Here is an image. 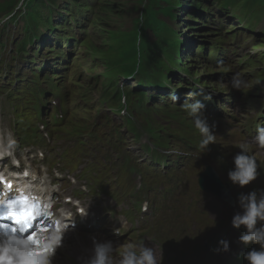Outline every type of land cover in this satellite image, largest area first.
I'll list each match as a JSON object with an SVG mask.
<instances>
[{"label": "rangeland", "instance_id": "1", "mask_svg": "<svg viewBox=\"0 0 264 264\" xmlns=\"http://www.w3.org/2000/svg\"><path fill=\"white\" fill-rule=\"evenodd\" d=\"M6 0H0L5 2ZM141 3L144 0H139ZM153 1V0H151ZM224 5L230 6L236 12L231 11V15H227L224 11L218 14L216 20L210 21L206 18V22L194 23L192 30L187 31L185 36L186 44L190 47L199 46L202 43H209L215 38V35L211 33L216 32L217 27H223V29L230 28L231 33H236V39L232 44L237 47L234 51H229L226 54L228 64L220 65L217 63V73H228L227 75H220L218 77H211L214 81L219 84L217 88L213 85L209 87L202 86L206 89V93L212 96L209 100L208 110L213 119L221 120L222 132L219 135L220 145L222 152L218 149L216 144L209 146L207 156L215 161H222L230 165L232 168V156L235 154L232 152V145L247 143L250 149H254L252 141L253 127L255 125V118L257 112L262 110L264 112V59L261 60L259 67L256 71L247 68L244 65L238 64L246 54L256 56L257 58H263L264 54V43L254 47L252 43L254 41L264 40V0H220ZM95 7V13L103 15L107 3H113V11L109 15L112 18L110 24L95 25L92 30L91 38L100 47L103 46V37L105 32L104 28L112 27L115 23H119L120 29L128 30L134 26L133 19L138 16L136 10L131 9L133 5L139 7L138 0H104L103 4ZM263 11V12H262ZM8 11H0V25H2V19L5 17ZM262 12V13H261ZM210 12H207L208 16ZM240 16H246L249 20L244 17L239 19ZM260 14V15H259ZM8 17V16H7ZM23 20L18 19L17 22H13L7 25L4 29V38L0 41V84H3L10 88L27 87L31 86L32 79H35L38 75H34L31 70V64L24 60L15 59V48L17 42L22 38L21 25ZM218 24V25H216ZM73 28L71 34L80 39H84L87 35L80 32V29L86 27L85 24L79 27L78 24L73 22ZM204 26V27H203ZM88 27V26H87ZM101 31V32H99ZM149 40L154 43L155 35L152 30H147ZM139 37H140V26L139 24L129 32L123 33L117 38V41L122 42L121 49L117 54L112 56V62L104 63L98 56L93 57L91 54L85 56L84 61L75 62L70 68L68 73L70 74V81L67 83V88H77L79 84L81 87L78 90L72 91L67 96L62 93V83L57 81H48L47 85L56 90L57 100L59 101L58 109L65 113L68 107L71 108L72 115L75 117L71 125L65 126L63 124V118L53 116L51 118V131L57 137H59V147L53 155L59 152L61 158L65 149L68 150L78 148L81 152L84 147L88 148L82 157L79 158L78 170L70 175L61 172V163H57L50 169L51 163L49 162V155H51V148L49 144V138L42 135V132H37L34 139L29 143L24 144H35L44 150V155L39 160L32 158L29 154L31 152L39 151L38 147L31 148L32 150L26 149L23 151V158L26 164H29V160L33 163L34 167L43 172H48L53 178V190L52 195L55 201L59 203L64 200L67 195H70L73 190L82 184L85 180L81 176L85 168L95 164V170L92 168L88 171V175L95 176V195L99 192L101 185H110L114 179V174L119 173V181L111 185V191L113 199L115 201L127 200L130 203L145 200H164L168 194V190L164 186H157L146 184L143 187L138 184V180L134 172L141 171L144 168L145 173L153 176H162L160 165L165 166L162 154L160 152L161 147L154 144V138L158 137L159 134L153 133L150 129H145L146 135L149 136L150 140L148 144L143 146V158L147 160L140 163V159L134 155L128 153V144L125 139L119 134L113 136L111 130L113 128H119L121 132L127 128L133 129L135 140L139 141L141 134L137 131L136 125L128 117L124 116L123 108L127 109V114L131 115L135 108H147L144 104L145 99L151 95H144L147 90L152 88H158L157 85L160 80L165 79L168 82L167 86L173 87L174 81L171 77H166L160 72H146L142 68H139ZM55 43V39L47 38L44 39L43 48L47 45L52 46ZM57 49L60 51H70L71 55L67 58V63H71L77 50L67 45L65 40H61L58 44ZM37 46V44H35ZM81 55H84L83 47L78 46ZM55 54H51L54 57ZM189 52L184 54V59H188ZM193 55H197L193 53ZM33 58V54L29 56V59ZM195 59V58H194ZM57 59L51 58L45 68L46 71H53ZM208 61V63H206ZM39 63V62H38ZM185 63V62H184ZM192 63V60H189ZM68 64V65H69ZM36 65V64H35ZM198 72L194 77H200L201 79L206 77V73H209L211 69H214V59L212 58L209 62L208 59L200 60L199 64L196 65ZM89 68H95L93 70ZM239 73L241 78L247 81V87L242 91L232 89L231 78L233 74ZM180 73L173 76L178 84ZM200 75V76H199ZM17 79V81H16ZM24 80L22 82L21 80ZM12 81V82H10ZM79 82V84L74 83ZM15 82V83H14ZM185 82H189L186 78ZM214 84V83H213ZM195 85V84H194ZM216 85V84H214ZM183 87L187 89L181 91V99H185L188 93L192 91V86L184 83ZM170 88V87H169ZM34 88L29 87V95L33 94ZM160 94L165 93L168 95L169 92L159 91ZM51 94H48V98ZM127 98L126 104L120 105L121 98ZM143 96V100L139 102V99ZM31 100L30 97H28ZM190 99V98H189ZM26 101V100H24ZM156 102H162L160 99L151 100V104L155 105ZM43 107V114L49 112L51 108V102L47 99ZM163 103V102H162ZM227 105L221 108V105ZM78 105V107H77ZM219 107V110H218ZM48 109V111H47ZM6 110L5 118L3 121L4 129L7 131L9 125H14V121L11 116V105L7 104L4 107ZM163 111L171 120H182L183 113L174 105L169 104L163 108ZM54 113V107L53 112ZM259 114V113H258ZM262 114V113H261ZM15 117L26 119L30 123V116L25 115L19 109L14 112ZM92 117V125L94 130H101L104 128L103 120L107 126L106 131L92 133V129L89 124L90 117ZM138 117H141L137 112ZM148 119L149 125L164 126L163 128H169L170 126H176L177 124L166 122L165 117H141ZM158 118V119H157ZM82 119H85L82 120ZM119 119V120H118ZM102 120V121H101ZM260 120V119H259ZM118 122V124L115 123ZM140 121H143L140 119ZM166 126V127H165ZM18 134H21L22 129H25V122L17 124ZM35 131V128H34ZM166 133V129H165ZM126 138L129 140L131 146H135L133 150L138 151L141 145H135L133 143L132 134L130 132L125 133ZM95 137V140L93 139ZM145 138H143L144 140ZM163 139H160V142ZM182 144L175 140H168L165 147L178 148ZM115 149H119V155L113 157ZM205 152L207 150H204ZM257 153L258 163L264 167V152L259 149H255ZM78 154V153H77ZM75 154V155H77ZM29 155V159H28ZM201 155V150L193 148V151L189 154L188 158L182 161H176L175 166H180L184 169L183 174L185 175H196L199 177L201 167L196 163ZM219 156H223L222 160H218ZM34 159V160H31ZM172 156L169 160H173ZM184 162V163H183ZM183 163V164H181ZM196 163V165H194ZM154 164V165H153ZM181 164V165H180ZM103 173V177H98L99 173ZM139 175H142L139 172ZM181 176V173H179ZM68 177L70 183L66 184L64 178ZM56 179V181H55ZM193 202H191V194L180 195L176 205L165 212H156L153 210L147 214V222L141 223L139 226L130 225V231L127 235L123 236L122 240L129 238H135L136 236L154 229L149 232L153 235L148 246L154 247L157 258L161 261V264H181L177 261V258L182 259L185 264L193 261L196 251H192L191 247L201 248L203 239L207 236L215 234L217 242L220 239H227L231 241V252L229 253H214L211 264H246V262L240 257V253L247 251L248 247H254L256 245H245L239 243L238 238L241 232L233 231L232 234L228 235L227 231L230 230L229 226L223 225L232 214L233 208L229 202L223 201L217 196H213L211 193H204L201 190L195 192ZM89 202V201H88ZM87 202V203H88ZM191 202V203H190ZM95 205L99 212V220L95 226V222L92 225L85 226L83 229L78 227L75 223L73 228H76L74 234L68 240L67 246L62 251H66L69 255L74 257L79 262V255L83 253L86 248L80 249L86 244L90 243L92 236H101L98 231L101 229L100 225H106V223H112L118 214H123L125 208L116 207L109 196L108 191L104 190L101 193V197L96 200L90 201L88 206L93 209L95 215ZM124 219L123 217H121ZM154 224V227H152ZM204 229V231H202ZM258 247V246H256ZM168 256V257H166ZM205 258L204 256H201ZM60 264H71L68 259L63 255L61 256Z\"/></svg>", "mask_w": 264, "mask_h": 264}, {"label": "clouds", "instance_id": "2", "mask_svg": "<svg viewBox=\"0 0 264 264\" xmlns=\"http://www.w3.org/2000/svg\"><path fill=\"white\" fill-rule=\"evenodd\" d=\"M222 66L223 62H219ZM257 64L256 69L259 67ZM242 65V63L240 64ZM232 89L242 91L247 87V81L241 78L239 73L233 74L231 78ZM170 87L167 99L173 104L179 103L180 96L174 88ZM197 91L188 93L184 102L180 104L181 109L187 113L188 117L194 122L195 128L201 135L199 148L210 151L209 146L216 143V125H209L206 116V105L202 100L195 97H203L205 100H211L212 96L206 93V89L196 85ZM191 98V99H189ZM254 142L260 148H264V124L256 128ZM15 145V140L9 136L6 143H0V156L11 155ZM240 151L232 156L233 167L227 172V178L232 185L244 188L256 181L261 175L262 170L258 163L257 155L249 150L247 143L238 145ZM169 155H187L179 150L169 151ZM222 160L223 156H219ZM34 200L37 197L33 196ZM239 211H237L231 220V225L237 230H242L238 238L239 243L248 247L247 251L240 253V257L246 264H264V188L253 189L247 193L241 192L237 197ZM52 202L50 198L46 202V208L50 209ZM142 212L148 211V204L145 202L141 207ZM49 216L52 213L48 212ZM123 226V222L118 217ZM59 227L55 229V235H45L43 243L39 250L33 247V242L27 238H20L15 235L0 240V264H53V258L57 249L61 246L62 238L69 229V222H60ZM121 227L115 228L114 234H121ZM92 255L82 260V264H161L157 258L154 247L148 246L144 240L138 245L127 244L123 251H119V243L112 240L101 241L95 235L92 236ZM217 253L231 252V241L220 239L218 247L214 249ZM118 253V261L114 259V254ZM37 257H39L37 259Z\"/></svg>", "mask_w": 264, "mask_h": 264}, {"label": "trees", "instance_id": "3", "mask_svg": "<svg viewBox=\"0 0 264 264\" xmlns=\"http://www.w3.org/2000/svg\"><path fill=\"white\" fill-rule=\"evenodd\" d=\"M218 1L220 0H158L157 5L151 10L145 7L141 23L142 37L144 39L141 54L142 66L146 70L163 73L166 77H168L169 74H175L177 73L176 71L184 69L185 75L182 80L185 79L186 76H189L191 81L206 85L208 83V78L217 74V63L222 61L223 65H227V52L235 50L227 43L233 25L226 29L218 28L217 32L214 33L216 37L197 55H193L196 51L195 46L192 48L189 46H186V49L183 48V46L185 47V43L183 42L182 35H185L187 30L193 29L191 26L197 21V14H203L201 8L212 12V15L222 13L223 10L226 11L227 15L231 13L228 5L218 6ZM15 2L16 0H9L7 3H0V10L5 8L15 9ZM85 3L86 0H27V10L25 9L23 11V18L27 20L24 30L29 36L32 35L39 40L43 37H47L48 34L53 35V37L55 35L60 36L57 30L63 24L66 14L75 10L83 11L85 9ZM208 6H211V8H208ZM192 7L197 8L198 11L191 12ZM158 14H163L171 19L177 28L170 27L167 21L157 18ZM5 27L6 25L0 27V38L4 37L3 31ZM185 27L186 30L183 33L182 30ZM148 28H152L154 32H156L155 35L158 40L154 45L151 44L146 36V30ZM17 46H19V44ZM154 46L163 53L164 58L158 57V53L155 51ZM21 51L16 57L26 60L29 53ZM189 51L191 53H189L188 59L185 61L184 54ZM205 58L209 60L212 58L214 59V69L206 73L204 79H200V77L193 78L198 72L196 65L199 64L200 60ZM189 60H192L191 64ZM184 61L185 63L183 66ZM168 64L174 65L175 70H171ZM182 80L180 82L181 84H183ZM188 84L191 85V83ZM164 87L166 88L167 86ZM180 90L179 86L177 90L178 94ZM193 90V92H195L197 88L195 87Z\"/></svg>", "mask_w": 264, "mask_h": 264}, {"label": "water", "instance_id": "4", "mask_svg": "<svg viewBox=\"0 0 264 264\" xmlns=\"http://www.w3.org/2000/svg\"><path fill=\"white\" fill-rule=\"evenodd\" d=\"M211 174H209L207 171H204L200 175V184L202 186V189L215 193L217 191V186L211 182Z\"/></svg>", "mask_w": 264, "mask_h": 264}, {"label": "bare ground", "instance_id": "5", "mask_svg": "<svg viewBox=\"0 0 264 264\" xmlns=\"http://www.w3.org/2000/svg\"><path fill=\"white\" fill-rule=\"evenodd\" d=\"M169 25V24H168ZM171 27V26H170ZM156 33V32H155ZM149 42V41H148ZM147 42V43H148ZM166 56V55H165ZM176 104H180V102L179 103H176ZM218 110H219V107H218ZM208 109H206V113H208ZM154 140H156V139H154ZM158 142H160V141H158ZM130 152H134L133 150H131ZM215 194L218 196V197H220V198H222V199H224V200H228V195L223 191V190H221V189H217V191L215 192ZM2 219V216H1V211H0V220ZM71 263V262H70Z\"/></svg>", "mask_w": 264, "mask_h": 264}, {"label": "snow or ice", "instance_id": "6", "mask_svg": "<svg viewBox=\"0 0 264 264\" xmlns=\"http://www.w3.org/2000/svg\"><path fill=\"white\" fill-rule=\"evenodd\" d=\"M11 200L9 201V205L11 204ZM5 215L8 216L9 219H16L18 223L23 222L19 216H16L14 214L5 213Z\"/></svg>", "mask_w": 264, "mask_h": 264}]
</instances>
